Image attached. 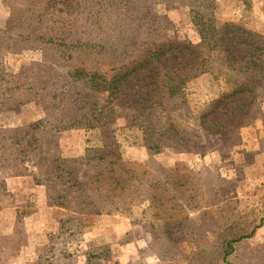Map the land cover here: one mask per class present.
<instances>
[{
  "label": "trees",
  "instance_id": "1",
  "mask_svg": "<svg viewBox=\"0 0 264 264\" xmlns=\"http://www.w3.org/2000/svg\"><path fill=\"white\" fill-rule=\"evenodd\" d=\"M4 1L8 13L0 21V56L20 49L41 50L43 62L39 68L19 70L14 87L3 84L0 71V103L8 101L9 91L13 106L37 101L43 116L25 125L0 126V169L4 176L31 173L36 184L64 191L69 210L84 213L96 207L79 195L80 184L87 185L84 194H123L127 205L154 198L148 195L153 186L137 172L146 173L145 167L155 161L153 155L167 149L192 152L203 135L227 133L235 139L258 115L256 88L264 86V36L248 25L256 3L264 12V0H233L239 9L237 21L217 18L216 0ZM156 4L188 7L200 42H171L161 29L133 17L134 7L150 10ZM58 61L61 67L55 66ZM213 68L220 70L223 88L194 108L180 91L198 76L213 74ZM20 88L26 89V95L14 96ZM122 126L141 127L149 154L143 165L126 167L119 155L105 151L87 163L84 182L56 176L53 148L58 133ZM220 197L217 194L214 200ZM226 204L230 203H222V209ZM217 218L218 231L224 221L220 214ZM263 225L264 214L249 234L204 240L184 255V261L237 264L242 245ZM17 227L16 223L11 233L0 236L2 263L20 252ZM261 247L264 256V244ZM111 248L110 243L89 242L84 264H103L110 259ZM249 260L259 264L255 258Z\"/></svg>",
  "mask_w": 264,
  "mask_h": 264
},
{
  "label": "rangeland",
  "instance_id": "2",
  "mask_svg": "<svg viewBox=\"0 0 264 264\" xmlns=\"http://www.w3.org/2000/svg\"><path fill=\"white\" fill-rule=\"evenodd\" d=\"M216 3L217 18L239 19L233 0ZM7 13L5 1L0 0V21ZM132 14L147 26L161 29L171 42H200L188 7L168 9L156 4L148 10L137 6ZM248 27L264 36V12L259 3L253 7ZM42 62L41 50L1 54L3 84L14 87L19 70L39 68ZM55 66L61 67V61ZM218 72L213 68V74L198 76L180 91L181 97L194 108L201 107L215 90L223 88ZM26 93L20 88L13 95L24 97ZM256 95L258 115L253 124L239 130L235 139L227 133L203 135L192 145V152L167 149L153 155L155 161L145 167L146 173L143 169L137 172L143 182L153 186L148 195L155 197L134 206L122 201L123 194H84L87 185L80 184L76 188L79 195L97 208L79 213L67 209L64 191L47 190L34 182L31 173L4 176L0 169V236L11 233L17 223L22 245L17 256L6 263L1 258L0 264H84L89 242L111 244V257L103 264H186L184 255L204 240H229L249 234L264 214V86L256 88ZM7 96L8 101L0 103V126L25 125L43 116L39 102L13 106ZM105 151L119 155L126 167L143 165L149 157L139 126L111 131L67 129L58 133L53 148L55 174L84 182L89 171L87 163ZM217 194L220 201L214 200ZM222 203L230 204L222 209ZM217 213L224 221L218 231ZM262 244L264 225L242 245L237 264H255L250 258L264 264Z\"/></svg>",
  "mask_w": 264,
  "mask_h": 264
}]
</instances>
